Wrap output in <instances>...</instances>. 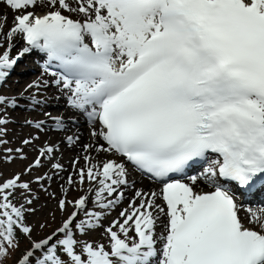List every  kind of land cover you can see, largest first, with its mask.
Segmentation results:
<instances>
[{
  "label": "snow or ice",
  "instance_id": "6c2138e0",
  "mask_svg": "<svg viewBox=\"0 0 264 264\" xmlns=\"http://www.w3.org/2000/svg\"><path fill=\"white\" fill-rule=\"evenodd\" d=\"M2 2L14 17L6 33L7 17L0 18V82L26 53L43 54L97 143L83 145L85 167L77 157L61 176L68 187L61 185L57 208L73 211L43 238L33 239L26 213L36 211L32 183L47 191L42 182L67 171L56 162L58 149L42 147L24 173L0 182V264L19 250L18 235L29 247L15 264H264V215L250 212L259 228L247 227L236 202L264 188V0ZM16 37L25 46L13 57ZM14 104L0 95V106ZM93 148L122 160L93 163ZM45 160L52 176L22 179ZM202 162L208 166L190 183L175 178ZM131 172L162 186L136 189L105 226L124 189L135 187ZM200 179L214 191H196ZM76 185L82 194L66 199ZM97 229L107 244L77 238Z\"/></svg>",
  "mask_w": 264,
  "mask_h": 264
},
{
  "label": "rangeland",
  "instance_id": "374dc122",
  "mask_svg": "<svg viewBox=\"0 0 264 264\" xmlns=\"http://www.w3.org/2000/svg\"><path fill=\"white\" fill-rule=\"evenodd\" d=\"M35 11L39 12L38 8L35 9ZM12 24H13V18L10 22L7 21L6 27L10 28ZM1 34L2 33H0V39H1L0 41H2ZM23 47L24 46L21 43L14 44V47L11 50V55L13 57L16 56L19 50L22 49ZM0 50H3L2 47H0ZM39 69H40L39 63L34 64L31 61L30 56L28 57L24 56V62L23 63L19 62L18 65H16V69H15L16 72L14 74H9V76L6 78L5 81L0 82V95L15 100V104L13 106H7V105L0 106V119H4L6 121L4 125H0V182H3L4 180L9 179L16 174L24 173V170L35 160V158L38 155L39 149H41L42 147H46V146L56 147L57 143L56 141L54 142V140L50 142L42 141V134L44 133H42L40 128L37 127V125L39 126L48 125L51 129L52 128L57 129L55 123L57 122V120H59L58 118L53 116H49L47 120L43 119V117L36 119V115L37 113L40 112L41 109H45V108L47 109V106L52 105V103L58 104L56 101L57 95H52V102H48L45 99V95L47 91H44L45 86L44 87L42 86V84L45 82V79L43 80L38 79L39 75L37 74L38 72L42 71ZM35 81H39L41 86L39 88H35V87L30 88L29 85L33 84V82ZM33 97H35V100L39 101V103H34L32 99ZM65 97L68 98V94H66ZM67 102L68 101H65V99L63 98L62 104H58V107L48 106L49 107L48 109H50V111H54V110L58 111L62 109L64 106H66ZM47 103L48 105L46 106ZM79 116L82 118V120H84V118L86 117V115L83 114H79ZM67 121H70V119H68ZM26 139L31 140L32 143L29 145H25L23 141H25ZM9 149H11L12 151H8ZM16 149H22V153L18 154L15 151ZM33 154H35V156ZM21 155H23L24 157L23 159H21ZM63 158L64 157H62L61 154L57 151L56 160L58 161L56 162H59L63 166H66L69 161L65 158L64 160ZM207 166L208 165L206 164L204 167ZM51 171L52 169L50 165H48L47 160H45L44 166L38 169H33L32 174L30 176L23 175L22 179L24 181L34 180L35 176L43 175L45 173L52 176ZM202 173L203 171H199L197 176H201ZM42 183L44 187L47 188V191H44V189L41 188L40 184H37L35 182L32 183L31 185L32 192L30 196L36 198L34 199L33 204L30 207L36 209V211L31 213H26V223H28L33 228V232H32L33 239L43 238L51 234L55 229H57L61 225L63 219H65L73 211L72 205H69L65 212H61L57 208V201L61 198H65V195L63 191H58L60 185L55 184L57 183L56 181L52 182V180H45ZM84 186L86 188V186L89 185L86 183ZM67 187H68L67 184H65V188ZM213 189L214 188L210 186V189L209 190L207 189V192ZM50 193H55V198H53L50 195ZM81 194L82 193L81 190H79V185H76L73 186L67 192L66 199L74 200ZM239 199L240 198L237 197V200ZM20 202L23 203V201ZM25 207L28 206L25 205ZM242 207L246 210L252 207L255 208L256 210L258 209L257 212L259 213L264 212L263 211L264 205H260L258 203L254 205L251 204L250 206L242 205ZM109 211L110 210H108L107 215H109ZM82 216L83 213H81V217ZM109 221H111V217H107L105 219L104 225L106 222ZM42 224L44 225L43 228L40 227V225ZM106 225H108V223H106ZM248 226L250 228H256V229H258L259 227V225L255 226L249 223ZM97 230L91 232V234L89 235H86L84 237H77V238L78 239L82 238L88 241H98L107 244L108 241H106L107 240L106 237L105 236L102 237L103 229H97ZM28 247H29V241L24 237L22 240L19 241V250L15 251L11 255L10 259L6 261L5 264H15L17 257L21 254V252L26 250Z\"/></svg>",
  "mask_w": 264,
  "mask_h": 264
},
{
  "label": "bare ground",
  "instance_id": "6f19581e",
  "mask_svg": "<svg viewBox=\"0 0 264 264\" xmlns=\"http://www.w3.org/2000/svg\"><path fill=\"white\" fill-rule=\"evenodd\" d=\"M38 10H39V12L45 11L42 8H38ZM12 16H14V13L0 0V17H7V21L10 22L12 20V18H13ZM73 18H75V17H73ZM8 29L9 28L6 27V25H5L4 30H3L4 33H6L8 31ZM2 36H3V34H1V37ZM20 43L23 46H25L23 41H22V39L20 37H16V39L14 41V44H20ZM37 75H39L38 79H40V80L41 79L42 80L45 79V82H47L48 86L45 87V90H44V91H47V93L45 95V99L48 102H52V95H57V100H56L57 103L58 104H62L63 98L68 93L63 91L61 88H58L53 83L55 78L53 76H51L48 72H45V71L42 72L41 71V72H38ZM45 82L42 84L43 87H44ZM58 104L52 103V105H48V103H47L46 106L48 105V106H52V107H58ZM48 106H47V109L44 107L45 109H41L40 112L37 113L36 119H39V118L43 117V119L47 120L49 116H53V117L58 118L59 121L61 122L60 124H58L57 122L55 123V125L57 126V129H54V128L51 129L48 125L47 126L40 125L39 128H40L41 132L44 133V134H42V141H44V142H50V141H53V140H54V142L56 141V143H57L56 144V148L58 149V152L61 154L62 157H64L65 159H67L69 161L68 164L66 166H64V168L67 171L60 173L59 176H53V178L51 179L52 182L56 181L57 183H55V184H57V185L59 184L60 185V188L58 189V191H63L62 188H61V185L63 184L64 187H65L66 183H65L64 180L61 179V176L66 177L69 172H73L72 161L75 160L77 157L80 158L79 159V163H78V167H85L86 165H85V161L83 159V156L85 155V153L83 151V145H85V144H93V145H95L97 142L93 138L90 137V131H91L92 125L89 122H87L86 117L84 118V120H82V118L79 116V114L82 113V112H80L78 110H75L72 107L68 108L66 106H64L62 109H60L58 111H55V110L54 111H50V109H48L49 108ZM24 115H26V114H24ZM68 119H70V121H67ZM24 135H26V134H24ZM68 135H70V136H68ZM65 137H73V139L75 140V143H70L68 141V138H65ZM77 137H78V139H76ZM63 139H64V141H63ZM88 154L93 158V163H98L99 161L107 159V158H113V159H117V160H122L121 158L114 157L111 154L97 153L94 148ZM33 155L35 156V154H33ZM211 158H214V157H211ZM56 161H58V160H56ZM63 164H65V163H63ZM53 171L54 170L51 171L52 175H53ZM130 171H131V169H130ZM139 176H141V175H139L138 172H131V175L129 177V181H130V184H131V181L135 180L136 181L135 187L133 188V187L129 186L126 189H124V192H125L124 200H122L121 203L118 204L115 208L111 209L109 211V215H106V218L107 217H111V220L117 219L118 216H119L120 211L127 207L128 202L133 197L134 191L136 189H142L144 191H159L160 187L162 186L160 184L152 182L151 180H148V178H146L144 176H141V177H139ZM183 182L190 183V180L187 178ZM210 186L211 185L208 184L204 179H200L197 182V184L195 185V189L198 192L199 191L207 192V189L209 190ZM83 187L86 190L89 186H86V188H85V186H83ZM79 190H80V186H79ZM256 200L263 201L264 200V195L261 196V197L257 196ZM157 203L161 204V206L166 207L163 204L162 200H158ZM238 206H239L238 214L240 216L241 221L245 224V226L249 227L248 223H249V220H250V212L259 213V212H257L258 209L256 210L255 208L251 207V208H248L246 210V209H244L242 207V205L240 203V200H238ZM260 214L264 215V212H262ZM109 222H106V223H109ZM106 223H105V225H106ZM249 224H253V223H249ZM253 225L256 226L258 224H253ZM162 231H163L162 227L158 226L157 227V232L159 233V232H162ZM102 233H103V231H102ZM102 237H104L103 234H102Z\"/></svg>",
  "mask_w": 264,
  "mask_h": 264
},
{
  "label": "trees",
  "instance_id": "16d2710c",
  "mask_svg": "<svg viewBox=\"0 0 264 264\" xmlns=\"http://www.w3.org/2000/svg\"><path fill=\"white\" fill-rule=\"evenodd\" d=\"M24 237L22 236V235H18V240L20 241V240H22ZM14 252H12L8 257H6L4 260H3V262H2V264H5L6 263V261H8L9 259H10V257H11V255L13 254Z\"/></svg>",
  "mask_w": 264,
  "mask_h": 264
}]
</instances>
